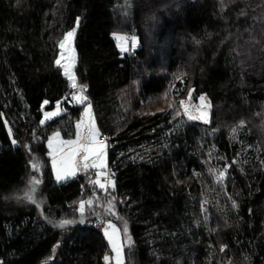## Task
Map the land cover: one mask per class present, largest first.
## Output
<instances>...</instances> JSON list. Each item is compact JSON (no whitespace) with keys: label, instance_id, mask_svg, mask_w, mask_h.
<instances>
[{"label":"trees","instance_id":"obj_1","mask_svg":"<svg viewBox=\"0 0 264 264\" xmlns=\"http://www.w3.org/2000/svg\"><path fill=\"white\" fill-rule=\"evenodd\" d=\"M74 28L84 104L55 64ZM189 91L211 120L174 126ZM87 102L111 135L104 219L127 227L124 264H264V0H0V264H108L96 168L57 181L49 156Z\"/></svg>","mask_w":264,"mask_h":264},{"label":"snow or ice","instance_id":"obj_2","mask_svg":"<svg viewBox=\"0 0 264 264\" xmlns=\"http://www.w3.org/2000/svg\"><path fill=\"white\" fill-rule=\"evenodd\" d=\"M78 25H79V20H77V22H76L77 27H78ZM74 38H75V28L66 33V35L63 38V41L59 45L61 50H64L65 47L67 46L68 51L70 53L69 62L68 63H61V59H57L55 61V64L58 67L63 69L64 75L69 80L72 81V87L73 88L76 87V82H75L76 78L74 76V73L72 72V69L75 66V60H76V56L74 54L75 49L73 47ZM119 39L121 41H125L127 38L121 36V37H119ZM135 44H136V41L133 38V46H135ZM122 50L125 52L128 51L127 48H123V47H122ZM60 55H61V57H63L65 55L64 51H61ZM83 91H84V86H81V89H80L81 94L80 95L73 94L72 100H74L76 103L84 104L87 101V97L82 95ZM187 95H188L189 100H190L191 95H192L191 91H189ZM205 99H206V97L204 95L199 96V101L201 102L202 106H205L204 105ZM48 103L49 102L47 100L44 101V104H48ZM180 106L185 109V112L188 115V119H190V120H203L205 123L208 122V120L206 118L208 113L206 111H203L200 113V115L196 116V115H192L191 113H187V105H186V102L184 100H180ZM58 107H59V102H58ZM205 107H210V105H207ZM177 114H179V113H177ZM59 115H60L59 110H57L56 112L44 113L45 120H50L53 118V116H59ZM84 115L88 119L86 121L81 120V121L77 122L76 128L78 131L76 132V140L66 142L68 145L73 146V150L67 158V163L64 159H62L59 162V165L57 166V161L55 160V158L53 159V165L56 167V179H57V181H64L68 178V176L75 175L76 170H77L76 157L79 156L81 152H83V156L81 157L82 161L84 162L83 163V169H88V168L104 169L106 167L105 162H104L106 145L101 144L99 142L98 137L100 134H99L98 130L96 129L94 120L92 118L91 104L90 103H88L86 105V110H85ZM45 120H42L41 123L43 124L45 122ZM241 124H243V122H241ZM9 131H11V129H9ZM233 131L235 132V129ZM59 136H60V134H59V132H57L55 134V136L52 137V140L58 139ZM52 140H49V147H51V145H52ZM82 141H83V143H82ZM12 143L15 144L16 141L13 140ZM32 168L35 171L39 170L35 163L32 164ZM62 169H64L65 171L62 172ZM225 173H226V169L219 173V175L217 176L218 182L221 181L225 177ZM104 174L105 173L102 171L98 172L97 177L104 175ZM40 183H41V181L36 176L30 177V189L31 190L34 191L35 188ZM92 183L94 185H98V187L100 189L107 191L108 186L105 183H101L99 178L94 179L92 181ZM109 183L114 188V183H112L111 180H109ZM26 196H27V193L25 194V196L20 197V199H24ZM28 198L31 199V197H28ZM92 204H93V201L91 199L81 202L78 206V211H79L80 215L83 216L85 214V206L86 205L91 206ZM234 206H235V203H234ZM108 212L110 215H115L114 205L112 203V200L108 201ZM73 222L74 221H72V220L65 219V220L60 221L58 227L63 228L67 225L72 224ZM108 229H111V232H109ZM118 231L119 230L115 228V225H113L111 223V221H109L107 228H105V235L108 237V239L112 245V249L116 252L117 264H123V262H122V246L120 245L119 239L117 236ZM126 231H127V227L125 226V232ZM221 250H223V248ZM104 259L107 261L109 259V257L106 255L104 257Z\"/></svg>","mask_w":264,"mask_h":264},{"label":"rangeland","instance_id":"obj_3","mask_svg":"<svg viewBox=\"0 0 264 264\" xmlns=\"http://www.w3.org/2000/svg\"><path fill=\"white\" fill-rule=\"evenodd\" d=\"M114 36H115V38L117 40L118 47H119V49H120V51L122 53H126V52L133 51V49L136 46H138V44H139V39H138L137 36H132V37L130 36L129 37L128 35H125L123 33H114ZM121 36L126 37L127 39L125 41H121L119 39V37H121ZM133 38L136 41L135 46H133ZM73 47H74V45H73ZM122 47L123 48H127L128 51H126V52L123 51L122 50ZM61 51H64L65 55L63 57H61V55L59 54L58 59H61V63H68L69 62V55H70V53L68 51L67 46L65 47L64 50H60V53H61ZM74 54L76 56V51H75ZM72 72L74 73V76H75L74 68L72 69ZM73 94L80 95L81 92L80 91H75ZM82 95H84L83 92H82ZM201 95H204L206 97V99L204 101V105L205 106L210 105V107H205V106H202L201 105V102L199 101V96H201ZM183 100L186 102V105H187V113H191L192 115L198 116V115H200L201 112L206 111L208 113V115L206 117L207 120H208V122L211 120L212 105H211V100H210L209 96L206 93H201V94H199L197 96L192 93L190 100H189V97H186ZM88 103L91 104V113H92V118H93L94 123H95V127L98 130L99 134H101L100 129L97 126L96 121H95V114H94L93 105H92L91 102H87L86 105ZM86 105H85L84 113H85V110H86ZM57 110H59L60 114L65 110V108L62 106V103L61 102H59V107H58V103H57V105L54 108H52V109L44 108V113H46V112H56ZM55 117H57V116H53V118H55ZM186 118L188 119V115L186 114L185 109H184V114L182 116H179L176 120H173V122H174L173 125L174 126L175 125H178V126L179 125H182L184 123V121H185L184 119H186ZM87 119L88 118L85 117V115L83 114V117L81 118V120H85L86 121ZM43 120H45V117L44 116H43ZM47 121H49V120H45V122H47ZM200 121H203V120H200ZM77 131L78 130L76 128V132ZM55 134L52 137H54ZM59 134H60V136H59L58 139L52 140V137L50 139V140H52V145L50 147L51 148V151H52L51 153L56 156L57 166L59 165V162L62 159H64L66 161V163H67V158H68L69 154L72 152V150L70 151L67 148L68 144L66 142L67 141H75L76 140V137L69 139V138H64L63 134H61L60 132H59ZM99 137H100V135H99ZM99 137H98V139H99ZM82 143H83V141H82ZM100 143L106 145V148H105V157H104V162H105L106 167L104 169H96L97 173L98 172H101V171L105 173L104 175H101L99 177H96V179L99 178V180H100L101 183H105V181L103 180V178L107 175L108 166H109V164H108V143H106V142H100ZM66 151H67V153H66ZM82 156H83V152H81L80 155L76 157L77 170H76V173L75 174H77V173L85 170V169H83V163L84 162L81 159ZM61 157H63V158H61ZM54 170H55V176H56V167L55 166H54ZM64 171L65 170L62 169V172H64ZM72 176H74V175H70V176H68V178H70ZM111 180H112L111 182L114 183V176L112 177ZM103 200L105 202V199H103ZM104 204H106V203H104ZM103 207L104 206L102 205V211H101V213H104L105 210H106L105 207H104V209H103ZM105 221H106V225L104 227V235H105V228H107V225H108V222L109 221H111V223L113 225H115V228L119 230L118 233H117V236H118V239H119V243L122 246V262L124 264V262H125V244L130 239V234L128 235V231L124 232V230H122L121 227H119L112 220H109V219L106 218ZM108 231L111 232V229H108ZM105 239L107 241L108 248H109V252H110V255H108V257H109L108 261L111 260V256H112L114 258L115 262L117 263L116 252L112 249V245H111V243H110V241H109V239H108V237L106 235H105Z\"/></svg>","mask_w":264,"mask_h":264},{"label":"built area","instance_id":"obj_4","mask_svg":"<svg viewBox=\"0 0 264 264\" xmlns=\"http://www.w3.org/2000/svg\"><path fill=\"white\" fill-rule=\"evenodd\" d=\"M80 89H81V87H75L74 91H80ZM83 93H86L85 89H84ZM99 140L101 142H106V143L109 144L110 141H111V135L108 132L104 131V132H102L100 134ZM112 177H113V174L111 173V167L108 166L107 175L103 178V180L105 181L106 185L108 186L107 187V191H105V202L104 203H106L109 193L113 190V187L109 183V180H111ZM104 207H105V204H104ZM105 225H106V221L104 219V213H102L100 219L97 221V223L94 225V227L99 229L100 232L104 233ZM108 255H110L109 250H108ZM108 264H117V263L115 262L114 258L111 256V260L108 261Z\"/></svg>","mask_w":264,"mask_h":264},{"label":"crops","instance_id":"obj_5","mask_svg":"<svg viewBox=\"0 0 264 264\" xmlns=\"http://www.w3.org/2000/svg\"><path fill=\"white\" fill-rule=\"evenodd\" d=\"M100 141V140H99ZM101 142V141H100ZM67 148L71 151V150H73V146H71V145H68L67 146ZM67 149V150H68ZM52 151H50V153H49V156H50V158H51V160H52V162H53V159L55 158V160H56V156L54 155V154H52L51 153ZM66 153H67V151H66ZM64 157V156H63ZM63 157H61V158H63Z\"/></svg>","mask_w":264,"mask_h":264},{"label":"bare ground","instance_id":"obj_6","mask_svg":"<svg viewBox=\"0 0 264 264\" xmlns=\"http://www.w3.org/2000/svg\"><path fill=\"white\" fill-rule=\"evenodd\" d=\"M75 92V91H74Z\"/></svg>","mask_w":264,"mask_h":264}]
</instances>
